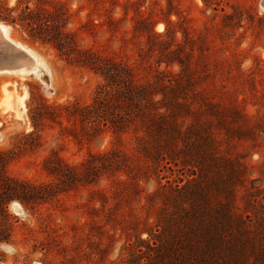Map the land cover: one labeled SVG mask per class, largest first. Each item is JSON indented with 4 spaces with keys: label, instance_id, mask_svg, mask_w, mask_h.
Instances as JSON below:
<instances>
[{
    "label": "rangeland",
    "instance_id": "1",
    "mask_svg": "<svg viewBox=\"0 0 264 264\" xmlns=\"http://www.w3.org/2000/svg\"><path fill=\"white\" fill-rule=\"evenodd\" d=\"M1 23L42 66L0 73L11 178L0 187V264H137L155 252L167 210L181 214L175 185L193 187L213 146V200L232 184L249 231L233 229L240 263L264 264V0H0ZM113 66L172 109L184 135H173L175 154L145 153L141 128L117 138L64 109L92 104ZM112 149L126 155L119 167L107 164Z\"/></svg>",
    "mask_w": 264,
    "mask_h": 264
},
{
    "label": "trees",
    "instance_id": "2",
    "mask_svg": "<svg viewBox=\"0 0 264 264\" xmlns=\"http://www.w3.org/2000/svg\"><path fill=\"white\" fill-rule=\"evenodd\" d=\"M180 63L184 66L182 61ZM109 73L107 82L100 87L99 95L92 104L64 109L69 110L70 115L83 124L90 123L95 130L101 124L109 125L117 138L131 128L134 131L141 128L144 134L138 135L137 140L139 148L145 153L150 154L155 149L156 152L166 150L168 155L175 154L177 143L173 135H184L176 122L170 119L172 109L164 103L160 107L154 100L159 92H152L151 85L139 83L132 74L122 77L117 67L109 68ZM141 99H145L147 104H142ZM192 131L189 129V132ZM216 150L214 146L208 150L205 159L199 156L197 165L201 176L193 183V187L190 184L175 185L176 195L170 196L172 200L169 201H173V207H177L179 201L184 203L180 207L181 214L176 215L173 210H167V215L160 220L162 230L157 229L158 242H154L152 247L155 252L146 258L142 257L137 264H244L247 261L242 260L240 263L239 258L246 246L237 240L233 230L238 229L247 239L249 231L245 221L234 210L232 184L222 186L221 191L225 196L223 202L213 200L214 191L208 174L209 170L218 167L216 164L219 156ZM107 154H114L107 162L109 166L119 167L127 160L126 155L116 149L104 155ZM49 160L47 158L45 163ZM7 161L8 155L0 151V187H9L7 181L11 180L5 170ZM226 179L228 182L233 181L230 174H227ZM18 186L23 187V184ZM28 187L30 191L36 188L33 185ZM212 201L215 204L210 207Z\"/></svg>",
    "mask_w": 264,
    "mask_h": 264
},
{
    "label": "bare ground",
    "instance_id": "3",
    "mask_svg": "<svg viewBox=\"0 0 264 264\" xmlns=\"http://www.w3.org/2000/svg\"><path fill=\"white\" fill-rule=\"evenodd\" d=\"M8 26L0 24V73H37L41 62L37 56L20 42L9 36ZM25 95L22 96L24 99ZM9 104L8 101H5Z\"/></svg>",
    "mask_w": 264,
    "mask_h": 264
},
{
    "label": "clouds",
    "instance_id": "4",
    "mask_svg": "<svg viewBox=\"0 0 264 264\" xmlns=\"http://www.w3.org/2000/svg\"><path fill=\"white\" fill-rule=\"evenodd\" d=\"M6 252H9V253H11L12 251H14L13 249H11V248H5L4 249Z\"/></svg>",
    "mask_w": 264,
    "mask_h": 264
},
{
    "label": "crops",
    "instance_id": "5",
    "mask_svg": "<svg viewBox=\"0 0 264 264\" xmlns=\"http://www.w3.org/2000/svg\"><path fill=\"white\" fill-rule=\"evenodd\" d=\"M2 73H4V72H2Z\"/></svg>",
    "mask_w": 264,
    "mask_h": 264
}]
</instances>
